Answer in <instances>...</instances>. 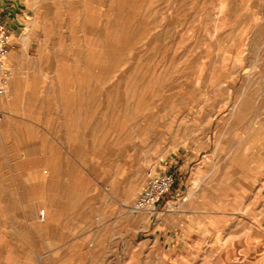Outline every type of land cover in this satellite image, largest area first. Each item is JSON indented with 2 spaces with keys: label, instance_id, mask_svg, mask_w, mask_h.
<instances>
[{
  "label": "rangeland",
  "instance_id": "374dc122",
  "mask_svg": "<svg viewBox=\"0 0 264 264\" xmlns=\"http://www.w3.org/2000/svg\"><path fill=\"white\" fill-rule=\"evenodd\" d=\"M17 2L0 264H264V0Z\"/></svg>",
  "mask_w": 264,
  "mask_h": 264
},
{
  "label": "built area",
  "instance_id": "2783aa9c",
  "mask_svg": "<svg viewBox=\"0 0 264 264\" xmlns=\"http://www.w3.org/2000/svg\"><path fill=\"white\" fill-rule=\"evenodd\" d=\"M12 33L6 23L0 20V119L2 118V99L6 95L8 81L12 75L6 60L12 48ZM175 181L172 172H161L150 175L138 192L131 205L133 211L146 210L151 214L159 211V206L169 194Z\"/></svg>",
  "mask_w": 264,
  "mask_h": 264
},
{
  "label": "crops",
  "instance_id": "0c3cea01",
  "mask_svg": "<svg viewBox=\"0 0 264 264\" xmlns=\"http://www.w3.org/2000/svg\"><path fill=\"white\" fill-rule=\"evenodd\" d=\"M17 8V0H0V19L7 24L12 35L16 34L22 25Z\"/></svg>",
  "mask_w": 264,
  "mask_h": 264
}]
</instances>
